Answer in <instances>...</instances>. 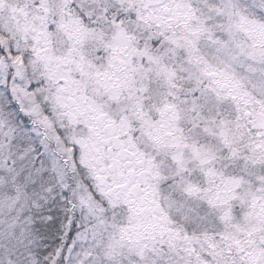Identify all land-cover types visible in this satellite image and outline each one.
I'll return each mask as SVG.
<instances>
[{
  "label": "snow or ice",
  "instance_id": "1",
  "mask_svg": "<svg viewBox=\"0 0 264 264\" xmlns=\"http://www.w3.org/2000/svg\"><path fill=\"white\" fill-rule=\"evenodd\" d=\"M0 264H264V0H0Z\"/></svg>",
  "mask_w": 264,
  "mask_h": 264
}]
</instances>
